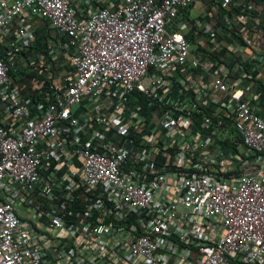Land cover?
I'll return each mask as SVG.
<instances>
[{
  "label": "built area",
  "instance_id": "built-area-1",
  "mask_svg": "<svg viewBox=\"0 0 264 264\" xmlns=\"http://www.w3.org/2000/svg\"><path fill=\"white\" fill-rule=\"evenodd\" d=\"M191 2L0 0V264H264V119L244 72L191 76ZM34 18L71 64L38 100L9 76Z\"/></svg>",
  "mask_w": 264,
  "mask_h": 264
},
{
  "label": "trees",
  "instance_id": "trees-1",
  "mask_svg": "<svg viewBox=\"0 0 264 264\" xmlns=\"http://www.w3.org/2000/svg\"><path fill=\"white\" fill-rule=\"evenodd\" d=\"M249 3L250 4H248V6L250 7L254 5L257 6L259 5L258 0H250ZM217 5L218 7H221L218 4V2L216 6ZM250 12L246 13L247 19H245L244 21H239L238 23L228 24V23H224V21L219 22V19L217 20V23L220 26V28H222V30L226 34H228V36H230L235 40L233 42L234 45L225 44L223 39H220V42H218L219 44L218 43L211 44L209 42H205L206 44L205 47V45L201 46L193 39H189L187 37L186 38L190 43V51L195 52L196 54V55L194 54L195 56L202 58L205 64L209 63V67L206 66L207 70L211 72L217 68L227 70L228 72L227 76L231 77L233 74H235L233 80L238 79L240 77L237 76L238 73L244 72L246 77L242 78V84L245 86H249L250 89H252L253 91V88H256L255 86L257 84H262L263 77H261V79H256L257 74L261 73V71L259 72L255 68L252 70L254 65H252L251 68H248L249 65L246 64L245 61L249 62L250 59H254L256 63L257 58L259 57L264 58V26L258 21L257 17L255 18V13H253V11ZM193 29H195V26ZM54 30L55 29H49L43 35L38 37L36 36L35 39L30 43V45L26 46V48H24L21 51V53H17V54L13 53L11 55L13 59L16 58L19 59L22 57L26 59L27 62H28L27 57H29V55L33 56L35 62L32 65V67L30 66L27 68L26 66L23 69L26 70V75L28 77L37 78L38 80L44 82V84L40 86V89L37 90L40 91L39 94L37 93V91H34L35 93L33 97L34 99L37 100L40 99L41 95L49 94L48 91L50 84H53V82L56 81V77L62 74V72L65 70L64 61L60 63L53 62L50 56V53H52V51L55 49L54 45L57 43L56 42L57 36L55 33L56 30L55 31ZM8 41L9 40L0 37V57L4 58L6 61H7L6 52H8L9 50ZM229 47L231 48L234 47L236 48V50L229 51ZM39 56H41L42 59H39ZM210 63L212 64V66H210ZM252 64H254V62H252ZM219 65L221 66V68L219 67ZM33 66H35L36 69H34ZM261 66H263L262 70L264 71V62L262 63ZM38 67L45 70L44 71L45 73L38 74V70H39ZM16 71H19V69L14 67H11L9 70V76L11 77L12 81L15 80L14 75ZM190 73L191 72L186 68V71L180 76L185 79V77ZM196 74H198V72L195 70L191 75H196ZM172 79L173 81L175 80V78ZM13 83H15V81ZM215 112H216V107L214 106L210 108L205 107L202 108L201 114L194 113L192 118L194 120V123L197 124L198 126L202 122V114L204 115L205 113L207 115L212 116V114H215ZM229 133L234 134L236 146L241 144L240 136H238L234 130L232 129L229 130ZM227 143L228 140H226V144Z\"/></svg>",
  "mask_w": 264,
  "mask_h": 264
},
{
  "label": "crops",
  "instance_id": "crops-1",
  "mask_svg": "<svg viewBox=\"0 0 264 264\" xmlns=\"http://www.w3.org/2000/svg\"><path fill=\"white\" fill-rule=\"evenodd\" d=\"M219 1L220 0H192L190 6L187 9L183 11H179L177 15V19H175V21L172 23V28L178 30L187 38L193 39L199 45L201 46L205 45L206 47L205 42H209L211 44H217L218 42H220V39H223L225 44L234 45L233 42L235 40L230 36H228V34H226L222 30V28H220V26L217 23L218 19L219 22L224 21V23H228V24L238 23L239 21H244L245 19H247L246 16L247 12L253 11V13H255V18L257 17L258 21L264 26V0H258L259 5L258 6L251 5L252 7L248 6V4H250L249 3L250 0H232V2L229 3L227 6H222V4ZM217 2L222 8L218 7V5L216 6ZM31 25L35 31V37L43 35L49 29H54L47 21L41 18H34L31 22ZM194 26L195 29H193ZM55 33L57 36L56 38L57 43L54 45L55 49L52 51V53H50V56L53 62L60 63L64 61L65 70L63 72L67 73L71 70L70 67L71 64L68 57V53L66 54V52L59 51L58 47L61 46L62 48H64L65 47L64 45L67 44L68 38L66 36H60L57 33V31H55ZM66 49L70 50L69 48ZM235 50L236 48L229 47V51H235ZM191 53L195 54V52L193 51H191ZM39 59H42V57L39 56ZM253 60L254 59H250L249 62L245 61V63L249 65L248 68H251L252 65H255V60L254 61ZM12 61H13L12 67L19 69V71H16L14 75L15 83H13L14 81L11 80L12 85L20 88L25 95L33 97L35 93L34 91L39 90L40 86L44 84V82L38 80L37 78H31L26 75V70L23 68H25L26 66L27 68L30 66L32 67L33 63L29 65L30 63L27 62L26 59L22 57L19 59L18 58L13 59ZM252 62H254V64H252ZM210 66H212L211 63ZM219 67L221 68L220 65ZM38 68H39L38 74L45 73L44 72L45 70L41 69L40 67ZM215 71H218L219 75L224 76L225 79L229 80V82L233 80L235 75L232 73L233 75L229 77L227 76L228 74L227 70L222 69L219 71L217 69H214L211 72L204 67L197 69L198 74L191 76L197 82L210 83L212 81L211 73H214ZM191 74H193V72ZM239 74L240 73H238V75ZM175 75L176 73H174V76ZM261 77H263L262 84H257L255 86L256 88H253V91L251 89V92L247 94L248 96L247 100L249 101L250 106L264 119V75L258 73L256 79H261ZM175 80H177V78H175ZM37 93L39 94L40 91H37ZM44 95H41V97H44ZM218 96L221 95L218 94ZM131 102L137 105L138 104L137 97L132 96ZM226 130H228V128ZM232 135H233L232 133H229V131H227V135L225 137H230ZM108 140L115 143L116 145L121 146V131L118 133L109 132Z\"/></svg>",
  "mask_w": 264,
  "mask_h": 264
},
{
  "label": "clouds",
  "instance_id": "clouds-1",
  "mask_svg": "<svg viewBox=\"0 0 264 264\" xmlns=\"http://www.w3.org/2000/svg\"><path fill=\"white\" fill-rule=\"evenodd\" d=\"M181 77V76H180Z\"/></svg>",
  "mask_w": 264,
  "mask_h": 264
}]
</instances>
